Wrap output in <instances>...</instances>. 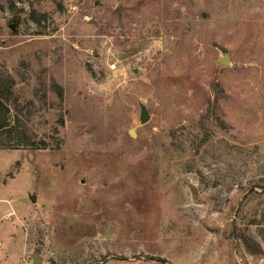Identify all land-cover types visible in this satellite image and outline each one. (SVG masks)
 <instances>
[{"label":"rangeland","instance_id":"1","mask_svg":"<svg viewBox=\"0 0 264 264\" xmlns=\"http://www.w3.org/2000/svg\"><path fill=\"white\" fill-rule=\"evenodd\" d=\"M0 70V264H264V0H0Z\"/></svg>","mask_w":264,"mask_h":264},{"label":"trees","instance_id":"2","mask_svg":"<svg viewBox=\"0 0 264 264\" xmlns=\"http://www.w3.org/2000/svg\"><path fill=\"white\" fill-rule=\"evenodd\" d=\"M15 79L9 72L0 70V147L6 149H41L43 139L36 140V134L32 132L30 123L33 113L22 114L17 111L15 115L11 114L12 107H17L18 100L13 98V89ZM59 90L61 91L60 87ZM33 101L28 105L32 106ZM247 248L254 254H262L263 249L257 242L246 241Z\"/></svg>","mask_w":264,"mask_h":264},{"label":"water","instance_id":"3","mask_svg":"<svg viewBox=\"0 0 264 264\" xmlns=\"http://www.w3.org/2000/svg\"><path fill=\"white\" fill-rule=\"evenodd\" d=\"M221 62H222L223 64H225V65H230V62H229L228 60L223 59V58H221ZM147 118H148V117H147V114L144 113V114H143V121H144V122L147 121ZM131 136H135L134 132H131ZM34 263H35V264H41L40 261H39V258H38V254L35 255Z\"/></svg>","mask_w":264,"mask_h":264},{"label":"built area","instance_id":"4","mask_svg":"<svg viewBox=\"0 0 264 264\" xmlns=\"http://www.w3.org/2000/svg\"><path fill=\"white\" fill-rule=\"evenodd\" d=\"M111 68L115 69V68H116V64H115V63L112 64V65H111Z\"/></svg>","mask_w":264,"mask_h":264}]
</instances>
